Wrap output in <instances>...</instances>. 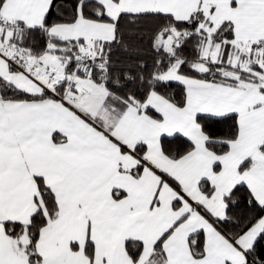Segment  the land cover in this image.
<instances>
[{
    "label": "snow or ice",
    "instance_id": "1",
    "mask_svg": "<svg viewBox=\"0 0 264 264\" xmlns=\"http://www.w3.org/2000/svg\"><path fill=\"white\" fill-rule=\"evenodd\" d=\"M0 264H264V0H0Z\"/></svg>",
    "mask_w": 264,
    "mask_h": 264
}]
</instances>
